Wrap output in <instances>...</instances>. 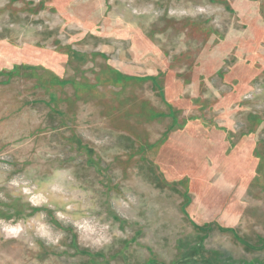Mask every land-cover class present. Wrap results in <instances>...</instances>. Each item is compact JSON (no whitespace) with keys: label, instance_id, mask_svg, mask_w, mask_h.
<instances>
[{"label":"rangeland","instance_id":"1","mask_svg":"<svg viewBox=\"0 0 264 264\" xmlns=\"http://www.w3.org/2000/svg\"><path fill=\"white\" fill-rule=\"evenodd\" d=\"M0 264H264V0H0Z\"/></svg>","mask_w":264,"mask_h":264},{"label":"crops","instance_id":"2","mask_svg":"<svg viewBox=\"0 0 264 264\" xmlns=\"http://www.w3.org/2000/svg\"><path fill=\"white\" fill-rule=\"evenodd\" d=\"M91 153H92V152H90V154H91ZM22 207H25V206H24V205H22ZM25 208H26L27 210H33V211H35V209H31V208L29 209L28 205H26V207H25ZM6 210L13 211V210H15V209H14V208L12 209V208H10V207H9V208H8V209H6ZM16 212H17V211H15V214H16ZM20 216H21V215H16V216H15V220L17 221V220H18V218H17V217H20ZM149 263H151V262H149Z\"/></svg>","mask_w":264,"mask_h":264},{"label":"built area","instance_id":"3","mask_svg":"<svg viewBox=\"0 0 264 264\" xmlns=\"http://www.w3.org/2000/svg\"><path fill=\"white\" fill-rule=\"evenodd\" d=\"M28 194H32V192H29Z\"/></svg>","mask_w":264,"mask_h":264}]
</instances>
